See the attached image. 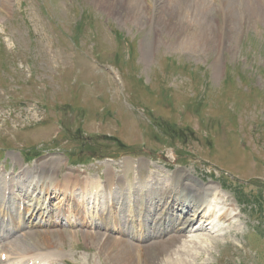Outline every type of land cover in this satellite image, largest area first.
<instances>
[{
  "label": "rangeland",
  "instance_id": "1",
  "mask_svg": "<svg viewBox=\"0 0 264 264\" xmlns=\"http://www.w3.org/2000/svg\"><path fill=\"white\" fill-rule=\"evenodd\" d=\"M223 1L217 9L211 2L214 26L224 19ZM226 1L238 13L220 50L210 26L177 21L166 0H141L138 19L118 0L107 9L100 0H0V204L7 189L11 217L14 195L24 200L23 213L48 208L57 223L48 251L62 253V264H114L99 243L106 230L95 225L110 197L75 185L72 173L105 180L107 162L123 177L127 158L142 178L160 175L144 196L137 186L150 211L179 172L221 186L237 210L236 219L207 231L186 209L182 218L192 226L162 264H264V26L241 22L245 0ZM40 173L52 174L53 186H35ZM161 204L158 210L179 211ZM19 237L35 238L27 230Z\"/></svg>",
  "mask_w": 264,
  "mask_h": 264
},
{
  "label": "bare ground",
  "instance_id": "2",
  "mask_svg": "<svg viewBox=\"0 0 264 264\" xmlns=\"http://www.w3.org/2000/svg\"><path fill=\"white\" fill-rule=\"evenodd\" d=\"M100 1L106 9L108 5L112 3V0ZM118 1L127 6L126 8L131 11L134 19H138L139 11L141 12L146 10L141 4V0ZM213 1V5L216 9L218 7L221 8L219 0H166L165 7L171 9L177 21H190L192 26H195L198 23L202 26H204V24L210 26L209 35L211 38L209 36V40L211 39L212 42L214 41L215 43H220L221 47L219 46V49L223 50L224 46L227 45L225 44V36L227 34L230 35V33L232 34V32H230L232 30L231 24L237 20V7L234 8L233 4L229 1H223L221 6L223 9L224 19L222 20L221 25L219 24L218 26H214L210 22L209 17V14L213 13L211 5V2L213 3ZM191 9L196 10L197 17L200 18L199 20H195L192 17ZM234 9L236 13H234ZM239 12L242 14L240 17L241 22L245 24V26L248 22H251V20L256 23L259 22L264 26V5L261 4L260 1L245 0L244 5H241V10H239ZM214 17H216L215 14ZM238 22H240L239 19ZM197 27L191 28V35L188 34L192 40H195V37L198 35L199 30ZM188 41L190 40L188 39ZM147 53H149V46L147 47ZM123 162L125 165V173H123V177L117 176V172H115V170L110 167L111 164L109 165L107 162L105 180H102L100 176L97 178L95 176H88L86 180L83 181L82 178H80V175L82 174L72 173L75 185H82L86 191H90L92 193H98L99 190L102 189L101 191H103V195H105V192L107 194L106 197H110V200L107 202L108 207L106 208V211L99 217L100 223H95V225L98 228L106 230L104 232L105 236H103L104 241H100L99 243L102 250L105 251L108 258H110L114 264H162V261L164 260L162 257H164V254L166 255L174 244L180 241L179 239L182 234H184V232L192 226L190 219L184 221L182 218V212L190 207L195 209L193 219H199L201 217V221L199 223L201 225L198 224V229L206 228L205 230L207 231H216L219 225L222 226L221 223L224 225L237 217L235 205L228 199L227 196V198L225 197L221 186L220 190L213 185L207 187L200 186L195 182L196 180L194 178V180L191 179V175L188 176V174L182 172L175 173L173 179L169 181L172 183L173 189H167L168 191H164L163 189L164 192H162L161 199L158 200L156 198L155 202L152 203V207L150 204V211L149 207H144L143 202L148 201V199L143 200V197L137 199L139 195V190L137 188L140 187L142 189L140 191L141 196H144L146 193H150L153 190L151 183H155V176H157L158 180L160 175L156 173H149L146 174L145 178H142L141 173H136L135 165L132 159L127 158ZM144 167L147 168L146 160L141 161L138 166L139 170ZM29 177L31 178V176ZM34 183L35 186H40V188L46 187L47 189L54 184L53 175H50V173H40L39 176L34 177ZM21 188H24V186H21ZM126 192L129 195V203L121 201V199L125 197ZM6 193L7 189H5L2 194L3 199L0 204V239H3L2 246L0 247V264H62L64 259V255L62 253L57 250L54 252L55 249H53L51 253L48 251V248L52 247V245L48 244H52V237H54V231L50 229L54 225H57L55 221H52L53 218L48 208H32L28 206L26 208L27 212L23 213L21 211V203H24V200L22 197L14 195L12 199H18V206L16 209H13L16 217H11L10 211L12 209L7 203L8 198ZM134 193H136L137 196L135 198L136 201L132 195ZM168 199L171 201L165 202ZM161 203L167 204L169 207L171 206L170 204L175 203L177 204L175 205L177 206V210L181 213H179V211L174 213L170 210L161 211L164 210L161 207ZM117 205H120L119 210L116 208L118 207ZM124 205L128 207L127 215H122L120 212L121 210H124ZM155 206L157 208L155 212L158 211L160 213L157 212V217L154 218L152 217V208H155ZM169 207L166 209H169ZM139 210L141 212L140 216L143 218V223L137 229L136 223L138 220L136 219V215ZM172 210H174L173 207ZM155 212L153 214H155ZM240 212H242V210ZM121 215L124 216V219ZM147 221L149 222L147 223ZM122 222L128 225V229H126L127 231H125V227ZM92 228L96 229V227ZM198 229L197 231H199ZM26 230L29 231L31 236H34L35 238L19 237V235L25 233ZM112 232L119 233L120 237L113 238ZM169 232H172V234L174 233L175 236L170 237L168 241H164L163 239L166 238ZM126 235L129 238L128 240L123 238ZM236 235L238 236L239 233H236ZM93 237L95 239L98 238L99 240L100 234L97 232L93 234ZM148 237H151L150 241L153 240L155 242L150 244V246L145 245L141 247L140 245H144ZM130 239H132V241L136 240L140 243V245L135 246ZM201 242V238L196 237L194 239V243ZM131 245L133 246V249L130 248ZM208 246H216V242L211 241ZM178 263L172 262L170 264Z\"/></svg>",
  "mask_w": 264,
  "mask_h": 264
}]
</instances>
